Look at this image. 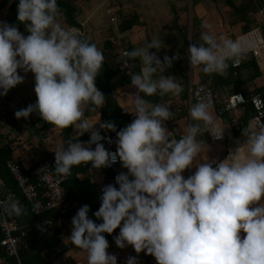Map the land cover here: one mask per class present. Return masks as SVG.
<instances>
[{
  "label": "clouds",
  "instance_id": "1",
  "mask_svg": "<svg viewBox=\"0 0 264 264\" xmlns=\"http://www.w3.org/2000/svg\"><path fill=\"white\" fill-rule=\"evenodd\" d=\"M57 13V0H17L16 19L28 34L0 21V96L23 82L18 70L31 72L36 101L14 116L27 119L35 112L57 128L71 126L78 135L90 132L88 141L56 146L57 174L68 175L82 163L99 169L117 160L127 170L115 176L114 184L103 186L100 206L92 213L101 222L89 217L87 204L71 218L68 238L86 253V264H118L104 236L117 228V247L131 245L137 254L154 257L156 264H264V124L243 133V143L223 159H201L196 139L201 124L215 139L222 138L223 129L212 120L210 104L197 101L188 112L194 123L179 138L169 139L164 124L171 116L169 107L149 104L144 96H178L182 88L173 76L154 78L177 57L165 55L162 62L150 53L161 48L153 38L125 53L141 64L130 76L137 89L134 119L119 131L110 121L99 124L116 133L115 151L107 150L101 143L105 137L93 130L99 120L82 111L87 103L96 109L104 104L105 96L95 84L103 52L81 39L78 29L62 27ZM202 27L207 29L200 34L202 43L189 44L187 59L206 74H224L228 61L238 62L251 47L243 37L217 35L207 23ZM193 168L187 177L182 175ZM0 209L22 214L16 201H0ZM125 264H138L137 257L129 256Z\"/></svg>",
  "mask_w": 264,
  "mask_h": 264
},
{
  "label": "crops",
  "instance_id": "2",
  "mask_svg": "<svg viewBox=\"0 0 264 264\" xmlns=\"http://www.w3.org/2000/svg\"><path fill=\"white\" fill-rule=\"evenodd\" d=\"M71 5L75 8V21L82 26L86 39L103 52L104 62L114 71L119 68L123 54L135 48L145 47L153 38L160 41L161 48L150 49V53L157 55L162 62L165 55L170 58L174 55L177 57L164 72L158 70L154 78L160 75L173 76L181 85L180 94L144 96L149 104H163L169 107L171 116L165 122H170L173 138H179L183 129L194 123L188 115L191 83L201 82L208 86L216 103L214 108L209 109V114L217 129H223V136L221 139L213 138L201 124V131L196 137L202 149L199 158L223 159L229 151L235 150L243 143L246 139L243 133L249 128L264 124V119L259 120L252 114H248L246 118L242 116L238 120L239 110L234 111L232 115L223 111L228 97L232 94L243 93L248 97L256 88L262 87L264 25L261 10L264 7V0H71ZM4 18L5 11L0 9V21H5ZM56 21L62 27L75 28L67 22L61 11H58ZM205 23L211 25L217 35H225L232 39L243 37L251 44L244 57L251 56L252 61L235 68L232 66L233 61L230 60L224 74H206L201 67H191L187 59V48L190 43H202L200 34L207 31L202 27ZM114 41L118 43L114 44ZM138 64L140 69L139 58ZM18 72L24 76L23 82L10 89L6 95L0 96V135L5 138L3 144L9 137L10 140L16 138L21 141L20 146L13 150L12 154L22 172H32L36 161H44L49 156L54 162V170L56 146L65 145L63 129L53 126L40 132L44 122L35 112L27 119H17L14 116L16 110L36 101L34 74L20 70ZM100 75L101 70L95 84ZM111 95L123 113L130 115L132 103L127 82L114 86ZM105 106V101L98 109L91 103L82 106L85 117L93 121L99 120L93 130H103L99 128V124L104 122L102 111ZM71 132L74 143L89 140L90 132L78 135L73 127ZM81 166L86 177L95 186L97 201L100 203L101 190L107 185V168H92L91 162L82 163ZM111 170L116 175L127 171L121 164ZM193 171L194 168L186 169L182 175L187 177ZM84 177L80 176L81 179ZM20 199L22 200V197ZM64 214L62 216L55 211L47 214L52 225L58 224L62 239L51 250L39 246L37 248L41 251L39 254L47 264H86V253L83 250L77 247L67 250L71 243L68 238L71 235V218L75 214L69 216ZM118 232L119 228L112 233L113 237L108 241L107 250L117 257L118 264H125L129 256L137 257L138 264H156L154 257L144 252L137 254L131 245L123 249L117 247L113 238ZM243 235L244 233H241V236Z\"/></svg>",
  "mask_w": 264,
  "mask_h": 264
},
{
  "label": "built area",
  "instance_id": "3",
  "mask_svg": "<svg viewBox=\"0 0 264 264\" xmlns=\"http://www.w3.org/2000/svg\"><path fill=\"white\" fill-rule=\"evenodd\" d=\"M261 15L264 25V7L261 10ZM113 43L117 44L118 42L114 41ZM252 59L251 56H245L236 63L232 62V66L235 68L240 67L243 64L250 63ZM120 68L127 79L133 111L137 89L131 85L130 76L132 73L139 71L138 58H130L123 54L120 61ZM140 95L143 96V93H140ZM189 95V108L197 101L209 103V109L214 108L216 105L211 91L204 83H191L189 86ZM248 101L251 102L254 108L256 118L259 120L264 119V77L262 79V87L256 88L248 97L243 93H234L229 96L223 111L232 115L234 111L240 110L245 106ZM130 115L132 121L134 116L132 113ZM164 124L167 128L168 138L173 139L170 122H164ZM100 132L105 137L101 143L106 146L107 150L115 151L116 136L109 131L102 130ZM19 146L20 143L15 140L10 143L9 150H16ZM53 163L51 156L44 161H36L35 167L31 172L36 179L33 182L18 167L14 166L11 162H7V168L17 184L21 197L30 205L33 221L41 232H44L50 226V221L47 218L49 212L55 211L64 214L72 210V203L69 199L67 188L65 187L69 174H57L53 170ZM119 164L120 162L117 160L111 166L105 168L113 169ZM0 201L9 204L12 201H16L21 207L23 205L22 200L15 197L13 192L4 183L0 184ZM24 237H26V232L17 225L13 214L10 215L0 209V243L4 245L3 252L7 255L0 257V264H23L20 260V252L30 247V243L23 242ZM11 258L13 261H10Z\"/></svg>",
  "mask_w": 264,
  "mask_h": 264
},
{
  "label": "trees",
  "instance_id": "4",
  "mask_svg": "<svg viewBox=\"0 0 264 264\" xmlns=\"http://www.w3.org/2000/svg\"><path fill=\"white\" fill-rule=\"evenodd\" d=\"M57 5L58 11H61L65 15L67 22L80 31V33L82 34L80 38L86 39L85 32L82 26L75 21V8L71 5V0H57ZM0 9H4L5 11L4 19L6 22H8L9 24H16L22 34H28L25 31L24 25L20 24L16 19L17 0H0ZM100 70L101 75L98 81H96V85H98L97 88L105 96L106 106L102 111L103 121H110L114 123L116 130L119 131L121 128L126 126V124L131 122V115H126L118 107L114 98L111 95V91L114 86L127 82V79L125 78L120 68V64L119 68L114 71L104 62ZM248 114H252V116L255 115L254 108L250 101H248V103L239 110V116L237 118L238 120H240L242 116L246 118ZM43 122L44 125L40 124L42 126L40 128V132L44 129L53 128L54 126L52 124L47 123L46 121ZM109 132L116 136L115 132ZM62 136L65 145L68 142L74 143V139L72 137L71 132V126L68 128H63ZM4 139L5 138L0 135V184H6L9 190L13 192L15 197L20 199L21 194L17 188V184L7 168V162H11L14 166L18 167L14 161L12 151L9 150V145L12 141H14V139L10 140L11 137H9V139H7V142L3 144ZM15 140L19 139L15 138ZM19 142L21 141L19 140ZM20 170L22 171V169ZM84 171L85 170L82 168L81 164L73 166L70 170L69 178L68 181L65 183V187L67 188L68 196L72 203V210L70 212L65 213L64 216H69L73 213L75 214L79 207L87 204L89 206V217L93 219L94 222L99 223L101 221L97 220L92 215V213L96 211L100 206V203L97 201V191L95 189V186L92 184V181L86 177ZM23 173L28 176L33 182L36 180L31 172ZM81 175L85 177L81 179ZM106 176L107 184L115 183L114 178L116 174L113 172V170L107 169ZM22 202V214L18 216L13 214V216L15 217L17 225L26 232V237L23 238V242L30 243V247L27 250H22L20 252V260L23 264H47L44 258H42L39 254L41 253V251L37 248L40 246L45 249L51 250L62 239V234L58 228V224L55 223L52 225V223L50 222L49 228L45 230L46 232H41L38 226L33 221V216L30 212V205L24 199H22ZM29 223L31 224L29 225ZM48 233L50 234L48 235ZM104 236L108 241H110L113 237V234L104 233ZM69 245L70 246L69 248H67V250L71 248H76V246H74L72 243H70ZM3 247L4 245H1L0 243V257L7 256L3 252ZM62 251L64 250L62 249ZM10 261H13V259L11 258Z\"/></svg>",
  "mask_w": 264,
  "mask_h": 264
}]
</instances>
